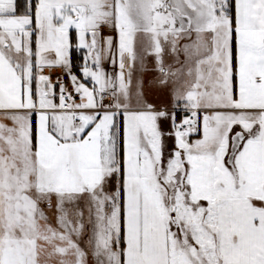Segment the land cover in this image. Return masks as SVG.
Here are the masks:
<instances>
[{"label": "snow or ice", "instance_id": "obj_1", "mask_svg": "<svg viewBox=\"0 0 264 264\" xmlns=\"http://www.w3.org/2000/svg\"><path fill=\"white\" fill-rule=\"evenodd\" d=\"M0 264H264V0H0Z\"/></svg>", "mask_w": 264, "mask_h": 264}, {"label": "crops", "instance_id": "obj_2", "mask_svg": "<svg viewBox=\"0 0 264 264\" xmlns=\"http://www.w3.org/2000/svg\"><path fill=\"white\" fill-rule=\"evenodd\" d=\"M166 93H155L154 99H157V102L162 101L163 98H165Z\"/></svg>", "mask_w": 264, "mask_h": 264}, {"label": "rangeland", "instance_id": "obj_3", "mask_svg": "<svg viewBox=\"0 0 264 264\" xmlns=\"http://www.w3.org/2000/svg\"><path fill=\"white\" fill-rule=\"evenodd\" d=\"M77 55H79V54H77ZM79 63V61L77 60V64ZM160 102H163V103H167L168 101H167V94L165 95V98H163L162 99V101H160Z\"/></svg>", "mask_w": 264, "mask_h": 264}]
</instances>
